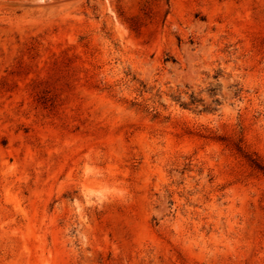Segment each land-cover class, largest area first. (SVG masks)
I'll return each mask as SVG.
<instances>
[{"label":"rangeland","instance_id":"obj_1","mask_svg":"<svg viewBox=\"0 0 264 264\" xmlns=\"http://www.w3.org/2000/svg\"><path fill=\"white\" fill-rule=\"evenodd\" d=\"M258 164L264 0H0V264H264Z\"/></svg>","mask_w":264,"mask_h":264},{"label":"trees","instance_id":"obj_2","mask_svg":"<svg viewBox=\"0 0 264 264\" xmlns=\"http://www.w3.org/2000/svg\"><path fill=\"white\" fill-rule=\"evenodd\" d=\"M196 103H197L196 99L193 98L191 102H188V103H186V102H182L181 105L186 107V106H189V105H191V104H196ZM257 167H258L259 169H261L262 171H264V165H263V164H258Z\"/></svg>","mask_w":264,"mask_h":264}]
</instances>
